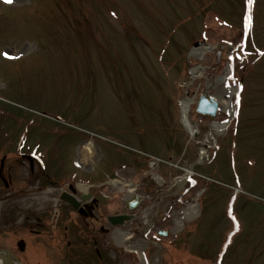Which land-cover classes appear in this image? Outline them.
Instances as JSON below:
<instances>
[{"label":"rangeland","instance_id":"rangeland-1","mask_svg":"<svg viewBox=\"0 0 264 264\" xmlns=\"http://www.w3.org/2000/svg\"><path fill=\"white\" fill-rule=\"evenodd\" d=\"M202 93L229 107L198 115ZM0 145L36 153L52 183L100 180L76 186L107 190V215L130 185L146 198L132 226L160 248L117 244L116 264H264V0H0ZM40 184L35 205L59 209L68 183ZM58 234L42 264H75Z\"/></svg>","mask_w":264,"mask_h":264},{"label":"flooded vegetation","instance_id":"flooded-vegetation-1","mask_svg":"<svg viewBox=\"0 0 264 264\" xmlns=\"http://www.w3.org/2000/svg\"><path fill=\"white\" fill-rule=\"evenodd\" d=\"M3 147L0 145V152L5 151L2 150ZM9 152L12 151H6V154L0 155V205L7 201H11L10 204L14 205L10 208L2 207L0 210V256L8 257L3 253L8 251L19 262L42 264V259L47 258L49 249L51 250L54 246L56 249L53 236L57 235L59 230L62 232L58 234L62 236L59 245L65 248L64 256L67 261L75 264H116L112 258L114 255L115 260L117 259V252L113 250L117 244L123 246L126 244V247L130 246L131 248L136 245L135 249H130L133 251L140 246L142 247L143 244L140 241H144V236H147L145 242L152 243L149 240L151 234L149 235L147 224L132 226L133 221L138 219L135 212L143 209L141 206L146 199L143 196L138 195L141 201L138 202L136 208H127L123 201L125 212L107 215L106 208L111 204V199L105 193L107 190H100V195H96L92 192H78L76 185L79 182L52 183L48 181L45 171H42L30 153L23 152L20 154L17 152L16 155H13L15 159L9 160ZM22 165L26 168L23 171L26 172L25 175L17 177L21 180L17 185L18 181H15L17 179L13 173L16 174V170H20ZM97 182L100 185V180ZM40 183L55 185V187L68 183L66 188H63L59 193L57 199L61 204L59 209L54 210L49 204L44 207L35 205L39 197L37 198L36 191H30L36 185L39 193H42L41 190L46 188H41ZM97 193L99 194L98 191ZM44 201H47V198ZM61 211L64 213L63 216L60 214ZM48 214L50 224L55 226L54 231L49 229ZM117 215H126L130 218L123 225L116 226L109 219L111 216ZM134 232L139 241L130 245L126 236L127 233L133 234ZM11 235L16 239H11ZM108 236V240L103 239V237L108 238ZM38 240L43 241L41 247L43 252L45 250L44 253L37 254L36 244ZM152 244H157L156 249L160 248L159 243L154 242ZM144 245L146 246L143 250L147 252L149 245ZM57 247L59 248L58 244ZM80 247L84 248L81 253L78 250ZM127 250L130 252L129 249ZM58 253H61L60 249ZM126 255L127 260H130L129 254L126 253ZM144 258L148 260L147 257L144 256Z\"/></svg>","mask_w":264,"mask_h":264},{"label":"bare ground","instance_id":"bare-ground-1","mask_svg":"<svg viewBox=\"0 0 264 264\" xmlns=\"http://www.w3.org/2000/svg\"><path fill=\"white\" fill-rule=\"evenodd\" d=\"M195 52H196V50H195ZM197 73H199V71L197 69H194L193 70V74L195 75ZM227 73H229V71ZM226 77H227V75H226ZM226 77H225V79H226ZM225 79H221V81H223ZM223 83H224V81H223ZM221 90H222V93L224 95V91L225 90L224 91H223V89H221ZM193 101L194 100H192V99H184L182 101V106H181L182 107V122H183L184 126L187 128V130H189L190 132H193V129H192V126H191V122L189 120L190 108H191V105H192ZM220 102L222 104H225L226 106L229 107L230 101L226 97H225V99H221ZM214 126H215L216 129L220 127V125L217 124V123H215ZM85 146L86 147L83 148L82 151L80 152V157H81V160H83V161L84 160L90 161L91 157H89L90 155H88V154L92 155V153H93L92 152V147H91V144L85 145ZM202 159L205 160L206 157L203 155ZM113 185L115 187L121 189V190H123L125 188V184L123 182H120V181L119 182L118 181H113ZM130 187L132 189L133 185H131ZM191 209L193 210V207H191ZM118 239H120V237H118ZM135 247H137V246L135 245ZM135 247L131 248L130 246H127L128 249H135ZM0 264H17V263L11 257H5L4 258L3 256H0Z\"/></svg>","mask_w":264,"mask_h":264},{"label":"water","instance_id":"water-1","mask_svg":"<svg viewBox=\"0 0 264 264\" xmlns=\"http://www.w3.org/2000/svg\"><path fill=\"white\" fill-rule=\"evenodd\" d=\"M196 46H198V44H196ZM218 109H219V102L213 96L201 94L196 107L197 113L214 118L216 116ZM140 200H141L140 198H136L134 202L127 203V206L130 208H134L138 205V202ZM75 206L77 207L76 204ZM129 218H130L129 216L120 215V216L110 217L109 220L114 225H118V224L121 225L124 224L125 221L129 220Z\"/></svg>","mask_w":264,"mask_h":264},{"label":"snow or ice","instance_id":"snow-or-ice-1","mask_svg":"<svg viewBox=\"0 0 264 264\" xmlns=\"http://www.w3.org/2000/svg\"><path fill=\"white\" fill-rule=\"evenodd\" d=\"M6 3H11L12 0H5ZM4 55L7 57L8 56V53H4Z\"/></svg>","mask_w":264,"mask_h":264}]
</instances>
